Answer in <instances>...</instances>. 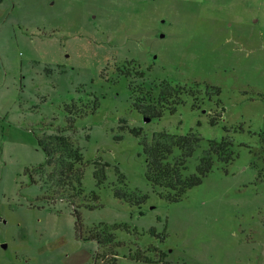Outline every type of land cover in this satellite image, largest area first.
Instances as JSON below:
<instances>
[{
	"label": "rangeland",
	"instance_id": "rangeland-1",
	"mask_svg": "<svg viewBox=\"0 0 264 264\" xmlns=\"http://www.w3.org/2000/svg\"><path fill=\"white\" fill-rule=\"evenodd\" d=\"M125 68L143 71L155 94L166 82L188 95L145 118ZM96 100L74 120L96 206L78 208V223L68 203L41 200L25 169L44 162L38 139L67 125L66 105ZM191 131L203 142L189 173L210 140L229 137L233 160H215L171 203L145 179L142 144ZM115 224L128 227L110 231L121 246L86 240ZM139 250L169 264H264V0H2L0 264H107L114 251L116 264H162L133 260Z\"/></svg>",
	"mask_w": 264,
	"mask_h": 264
},
{
	"label": "trees",
	"instance_id": "trees-1",
	"mask_svg": "<svg viewBox=\"0 0 264 264\" xmlns=\"http://www.w3.org/2000/svg\"><path fill=\"white\" fill-rule=\"evenodd\" d=\"M2 0H0V3ZM133 68L119 69V76L128 80V88L132 97V105L139 114L148 119L160 118L165 110L170 113L175 112L177 105L183 104L181 97L188 95L184 87L175 86L163 82L160 85V92L155 94L152 88L144 86L145 74L143 71H134ZM136 76V80L141 83L134 85L130 78ZM97 108V100L89 102H73L66 105L64 110L69 116L67 125L61 129H56L54 135L43 136L38 139V145L45 154L43 163L26 168L32 184H40L43 193L41 200L55 203L63 201L72 206L73 214L80 223L78 208L86 207L94 209L96 206L89 204L82 188V173L85 167L81 148L76 139V129L74 120L82 118L87 114H92ZM215 124V120H211ZM136 132L135 130H133ZM136 134V133H135ZM202 138L189 132L184 135L170 134L168 132L155 133L150 143L143 142V154L145 158V179L153 187L161 190L160 196L171 203L182 200L186 193L199 186L203 179L210 174L214 168L215 160L223 164H229L233 160L234 153L231 150L232 141L229 137H224L221 141L210 140L207 148L202 151L197 159L194 171L189 173L190 162L193 155L201 149ZM108 165H105V168ZM34 175L38 176L36 180ZM94 179L97 186L103 184L106 179L104 169L94 171ZM120 179L124 177L120 175ZM118 199L132 202V198L125 192L115 191ZM90 198L97 199L95 192L90 194ZM40 200V199H39ZM144 198L141 197L142 202ZM99 231L91 233L86 240L96 241L103 249L121 246L110 234L112 230H128L126 225L115 224L112 226H99ZM154 235V230H150ZM111 256L107 264H116V251ZM150 252V251H147ZM111 254V253H110ZM164 258L166 255H163ZM133 260L144 263L169 264L160 257L158 260L147 256L145 252L137 251L132 257Z\"/></svg>",
	"mask_w": 264,
	"mask_h": 264
}]
</instances>
